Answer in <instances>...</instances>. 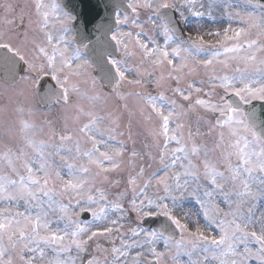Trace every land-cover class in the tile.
Segmentation results:
<instances>
[{
  "label": "snow or ice",
  "instance_id": "obj_1",
  "mask_svg": "<svg viewBox=\"0 0 264 264\" xmlns=\"http://www.w3.org/2000/svg\"><path fill=\"white\" fill-rule=\"evenodd\" d=\"M0 0V264H264V0Z\"/></svg>",
  "mask_w": 264,
  "mask_h": 264
},
{
  "label": "water",
  "instance_id": "obj_2",
  "mask_svg": "<svg viewBox=\"0 0 264 264\" xmlns=\"http://www.w3.org/2000/svg\"><path fill=\"white\" fill-rule=\"evenodd\" d=\"M76 2L80 4L81 9L80 7H78L79 9L69 8V11L79 17L80 23L76 29L81 34L80 40L85 42L89 38L88 36V38L84 37L85 33L91 37V31L96 30L97 24L111 21L116 10L114 7L116 0H76ZM257 106L261 109L262 114H264V106Z\"/></svg>",
  "mask_w": 264,
  "mask_h": 264
},
{
  "label": "rangeland",
  "instance_id": "obj_3",
  "mask_svg": "<svg viewBox=\"0 0 264 264\" xmlns=\"http://www.w3.org/2000/svg\"><path fill=\"white\" fill-rule=\"evenodd\" d=\"M6 101L3 99H0V105H3Z\"/></svg>",
  "mask_w": 264,
  "mask_h": 264
}]
</instances>
